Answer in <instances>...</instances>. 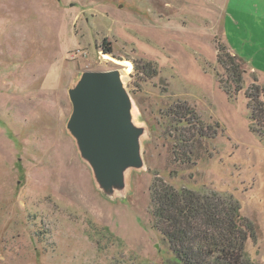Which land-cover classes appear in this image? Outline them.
I'll return each mask as SVG.
<instances>
[{"label":"rangeland","instance_id":"374dc122","mask_svg":"<svg viewBox=\"0 0 264 264\" xmlns=\"http://www.w3.org/2000/svg\"><path fill=\"white\" fill-rule=\"evenodd\" d=\"M115 69L142 164L106 193L68 128L69 90ZM248 94L264 106V0H0V264H174L154 180L237 202L264 264V123Z\"/></svg>","mask_w":264,"mask_h":264},{"label":"trees","instance_id":"16d2710c","mask_svg":"<svg viewBox=\"0 0 264 264\" xmlns=\"http://www.w3.org/2000/svg\"><path fill=\"white\" fill-rule=\"evenodd\" d=\"M223 64L229 72L226 60ZM233 73L241 84V73L235 69ZM261 95L259 92L258 97ZM248 98L264 123V106L256 110L249 94ZM150 192L154 228L168 241L174 264H258L246 254L250 231L254 235L253 226L242 217L233 199L223 200L217 194L202 197L186 189L178 191L162 180H154Z\"/></svg>","mask_w":264,"mask_h":264},{"label":"water","instance_id":"95a60500","mask_svg":"<svg viewBox=\"0 0 264 264\" xmlns=\"http://www.w3.org/2000/svg\"><path fill=\"white\" fill-rule=\"evenodd\" d=\"M69 96L73 113L68 128L101 188L111 193L124 184L127 169L142 164L141 131L133 125L121 71H84Z\"/></svg>","mask_w":264,"mask_h":264},{"label":"bare ground","instance_id":"6f19581e","mask_svg":"<svg viewBox=\"0 0 264 264\" xmlns=\"http://www.w3.org/2000/svg\"><path fill=\"white\" fill-rule=\"evenodd\" d=\"M105 58H106L107 60H112L111 57H108V56H106ZM113 60H114V59H113ZM116 62L122 64V62H120V61H116ZM123 64H125V66L128 68V69H127L128 72H130V71L132 70L133 65H132L131 63L126 62V63H123Z\"/></svg>","mask_w":264,"mask_h":264}]
</instances>
